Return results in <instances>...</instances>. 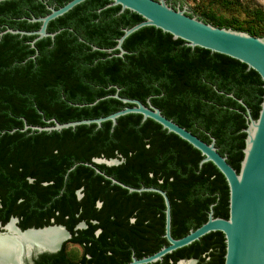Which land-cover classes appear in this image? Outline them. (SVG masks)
Here are the masks:
<instances>
[{
  "label": "trees",
  "instance_id": "trees-1",
  "mask_svg": "<svg viewBox=\"0 0 264 264\" xmlns=\"http://www.w3.org/2000/svg\"><path fill=\"white\" fill-rule=\"evenodd\" d=\"M70 1L1 2L0 33L6 29L35 32L41 24L28 20L45 17L48 7L58 9ZM165 2H171L173 9L185 6L183 0ZM109 4L108 0H88L76 6L49 23L47 32L57 33L55 38L36 42L35 49L30 44L33 36L6 34L0 38V222L4 225L15 217L20 220L19 228L26 230L48 227L53 221L72 235L68 243L83 249L93 244L89 251L97 250L96 257L106 264H112L120 252L119 264H127L132 255L140 259L131 248L136 228L153 226L156 238L164 233L163 199L155 193H129L86 165L99 159L122 160L118 166L95 167L129 188L165 192L174 239L199 228V206L205 215L212 208L216 215L228 218L224 177L211 163L200 166L203 157L186 142L151 120L142 121L140 115L121 117L114 127L105 122L100 128L79 126L50 133L22 132L24 124L47 127L53 125L47 123L51 120L59 124L93 120L132 107L106 98L118 89L120 98L145 106L150 102L166 119L204 143L214 139L218 153L239 171L246 109L254 120L258 118L264 90L260 77L245 65L191 49L152 27L140 29L124 41L123 57L116 56L117 50L109 53L123 30L142 22L129 11L118 15L120 7H107ZM224 4L230 10H243L249 21H229L205 10L188 11L187 16L264 39L263 12ZM140 196L144 198L139 209L150 211V219L135 212ZM81 222L87 229L74 232ZM120 227L122 247L116 243ZM97 230L101 233L94 237ZM198 245L210 252V259L202 264L224 263L225 239L218 232L175 253ZM64 247L60 255L69 264ZM60 255L41 254L33 264H57Z\"/></svg>",
  "mask_w": 264,
  "mask_h": 264
},
{
  "label": "water",
  "instance_id": "water-1",
  "mask_svg": "<svg viewBox=\"0 0 264 264\" xmlns=\"http://www.w3.org/2000/svg\"><path fill=\"white\" fill-rule=\"evenodd\" d=\"M14 0H0L1 2ZM88 0H72L59 9L47 8L49 14L42 18H32L28 20L30 23L41 24L39 30L35 32H25L19 30L6 29L0 33L3 35L33 36L34 40L30 43L31 48L35 49L36 42L43 38L53 39L55 34H48L47 27L51 21H54L76 6ZM110 4L107 7H120V13L129 11L136 14L142 19V22L130 29L123 30V35L117 40L116 47L112 52L117 50V57H123L126 52L122 45L124 41L139 31L140 29L152 27L160 30L162 33L170 35L173 40H181L191 49L199 48L210 53L219 54L233 59L247 67L248 70L254 71L261 79L264 90V39L257 38L241 31L231 29L217 28L209 24L199 21L196 17L187 16V7L182 9L176 7L173 9L167 5L165 0H108ZM97 50V48H93ZM34 59V57H32ZM116 94L107 96L113 98L123 104L132 105L121 111L111 114L104 118L83 120L59 124L55 120L48 121L53 123L47 127H32L24 124L22 132L31 130L33 132H61L67 129H75L79 126L96 125L101 127L102 123L111 122L112 126L116 125L117 119L127 115H140L142 121L151 120L161 126L167 133L177 136L180 140L186 142L193 149L198 151L203 157L200 166L205 163H211L219 173L224 177L228 187V218H213L212 208L208 214L206 223L194 231H190L188 235L181 239H173L170 234L171 215L170 203L165 192L155 188H129L116 180L106 176L95 165H105L107 167L118 166L120 160H93L92 164L86 165L92 168L96 174L109 180L112 184L127 190L129 193H155L162 197L165 206V234L168 246L163 247L152 256L136 260L132 258L129 264H153L160 262L163 257L177 250L188 247L194 242L199 241L204 236L219 232L225 239V255L223 264H264V93L258 118L254 120L246 109V129L243 130L246 135L244 140V148L242 150V160L240 162L239 171L233 169L228 163L226 157L221 156L215 147V140L212 139L210 144H206L190 132L181 128L171 120L166 119L159 109L153 107L150 102L143 105L136 100L122 99ZM233 98L232 95H229ZM234 99V98H233ZM98 101H96L95 105ZM239 104L243 105L241 101ZM90 105V106H92ZM244 106V105H243ZM16 229L18 234H40L53 229L61 230L65 235L62 241H55L49 245H33L28 253L20 258L19 264H25V261L41 254H56L60 251L63 244L71 240V234L63 227L54 225L37 228L20 230L16 224V219L2 225L0 223V237L9 236L6 227L11 225ZM85 228L84 224L78 225L77 229ZM25 252V251H24Z\"/></svg>",
  "mask_w": 264,
  "mask_h": 264
},
{
  "label": "flooded vegetation",
  "instance_id": "flooded-vegetation-1",
  "mask_svg": "<svg viewBox=\"0 0 264 264\" xmlns=\"http://www.w3.org/2000/svg\"><path fill=\"white\" fill-rule=\"evenodd\" d=\"M169 5L172 6V3L170 2ZM48 8L55 9L54 7H48ZM119 14H120V12L118 13V15ZM47 29H48V27H47ZM56 34L57 33H55V36H56ZM55 36H54V38H55ZM43 39H46V38H43ZM120 161L122 163V160H120ZM81 197L82 196L79 193L77 195V198L78 199H81ZM141 198H144V196H140V197H137L136 198L138 202H137V206H136L135 212H137L138 215L140 213H142L141 215H143L144 217L150 219V217H151V212L150 211H145V210H140L139 209L140 208L139 201H140ZM100 206H101L100 203H97L96 204V207L97 208H99ZM170 211H171V208H170ZM212 211H213V218L227 219L225 217H221V216L216 215V211L215 210L212 209ZM208 214H209V212H207V215H205L204 214L203 207L202 206H199V227L202 226L204 223H206L207 218H208ZM170 215H171V213H170ZM12 218L17 220L16 226L19 228V222H20V220L18 218H15V217H10V219H12ZM10 219H9V221H10ZM135 219H136V216L134 218H132V220L130 222L131 223L135 222ZM52 222L53 221H51V223ZM80 224H84L85 225V228H83V229H77L78 225H80ZM30 229H32V228H30ZM85 229H87V225L84 222H81V223L77 224L74 227L73 231L74 232H78V231H82V230H85ZM190 231H194V230L189 229L187 235L189 234ZM100 233H101V230H97L96 232L93 233V235H94V237H98ZM122 234H123V228L120 227L117 230V235H116V240H117L116 243H117V246L120 245V247H122V244H123V236H122ZM164 234H165V227H164V233L161 234L159 236V238H156L155 237V230H154V227L153 226H149V227H145V228L138 227V228H136V230L134 232L133 243L131 244V248H132V250H134V252L135 251L137 252V254L140 257V259H143V258L152 256V255H154L155 253L158 252V251H155L156 248H160L159 250H161L163 247L168 246V243H167L166 239L164 238ZM170 234H171V229H170ZM171 237H172V235H171ZM181 238H183V237L182 236L181 237H179V236L177 237V239H181ZM160 239H165V242H163ZM177 239H175V240H177ZM68 242L65 243V244H63V245H65V247H64V254L65 255H66V252H65L66 251V245H72L74 248H76L77 250H79V257H78V259L77 260H74V261H70L69 264H106V261L105 260L98 259L96 257V255H99V252L97 250H95V253H92L91 251H89V248H91L93 244L91 245L90 243H88L86 245V248H88V249H83V246H81L79 244L68 243ZM63 245H62L60 251L58 253H56V254H53V255H60V253L62 251V248H63ZM136 252H135V254H136ZM175 252L169 254V255H171L170 258L164 259V257H163V259L160 262H156V263H161V264H164V263H166V264H202V260L208 261L210 259V252L209 251L203 252V247L201 245L200 246L198 245V246L191 247L190 249L183 250L181 252H177V253H175ZM48 255H50V254H48ZM92 255L95 256V263H92L91 262ZM38 256L32 257L30 262L25 261V264H33L34 261L37 259ZM132 258H135L136 260H140V259H137L136 257H134V255H132ZM132 258H131V261L129 263L132 262ZM56 261H57V264H66V263H64L63 255L58 256V258H57ZM113 261L114 262L112 264H119L122 261V254L120 252H117L116 258ZM129 263H127V264H129ZM156 263H153V264H156Z\"/></svg>",
  "mask_w": 264,
  "mask_h": 264
},
{
  "label": "bare ground",
  "instance_id": "bare-ground-1",
  "mask_svg": "<svg viewBox=\"0 0 264 264\" xmlns=\"http://www.w3.org/2000/svg\"><path fill=\"white\" fill-rule=\"evenodd\" d=\"M6 230L10 233L9 236L0 237V264H19L21 256L28 253L31 246L49 245L65 239L64 233L58 229L40 234L20 235L11 224Z\"/></svg>",
  "mask_w": 264,
  "mask_h": 264
},
{
  "label": "rangeland",
  "instance_id": "rangeland-1",
  "mask_svg": "<svg viewBox=\"0 0 264 264\" xmlns=\"http://www.w3.org/2000/svg\"><path fill=\"white\" fill-rule=\"evenodd\" d=\"M189 12L199 13V10H205L217 17H222L225 20H238L240 23L249 21L246 18L243 10H230L226 8L227 3H234L247 9L260 10L264 13V0H183ZM264 31V22L262 25ZM66 256L71 261L77 260L79 257V250L72 245H66ZM31 258L27 260L30 262Z\"/></svg>",
  "mask_w": 264,
  "mask_h": 264
}]
</instances>
